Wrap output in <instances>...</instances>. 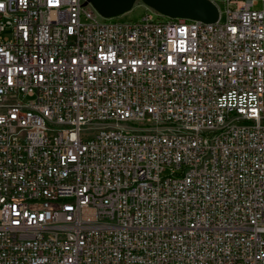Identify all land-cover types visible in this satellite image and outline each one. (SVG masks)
I'll return each mask as SVG.
<instances>
[{
  "label": "built area",
  "instance_id": "2783aa9c",
  "mask_svg": "<svg viewBox=\"0 0 264 264\" xmlns=\"http://www.w3.org/2000/svg\"><path fill=\"white\" fill-rule=\"evenodd\" d=\"M85 1L0 0V264H264V0Z\"/></svg>",
  "mask_w": 264,
  "mask_h": 264
},
{
  "label": "water",
  "instance_id": "95a60500",
  "mask_svg": "<svg viewBox=\"0 0 264 264\" xmlns=\"http://www.w3.org/2000/svg\"><path fill=\"white\" fill-rule=\"evenodd\" d=\"M137 0H86L105 17L129 11ZM148 7L169 17L197 19L204 22L217 20L219 11L211 0H140Z\"/></svg>",
  "mask_w": 264,
  "mask_h": 264
},
{
  "label": "rangeland",
  "instance_id": "374dc122",
  "mask_svg": "<svg viewBox=\"0 0 264 264\" xmlns=\"http://www.w3.org/2000/svg\"><path fill=\"white\" fill-rule=\"evenodd\" d=\"M148 6L146 4H144L142 1L137 0V2L134 4V6L127 12L120 14L118 16H113L112 19L113 20H120V21H134L137 20L141 14L145 11V9ZM150 9V8H149ZM154 13L156 14V16L160 19H166L168 16L154 10Z\"/></svg>",
  "mask_w": 264,
  "mask_h": 264
},
{
  "label": "bare ground",
  "instance_id": "6f19581e",
  "mask_svg": "<svg viewBox=\"0 0 264 264\" xmlns=\"http://www.w3.org/2000/svg\"><path fill=\"white\" fill-rule=\"evenodd\" d=\"M136 2H137V1H136ZM136 2H135V3H136Z\"/></svg>",
  "mask_w": 264,
  "mask_h": 264
}]
</instances>
